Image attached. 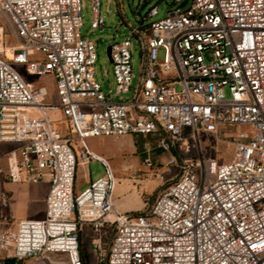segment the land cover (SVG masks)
I'll use <instances>...</instances> for the list:
<instances>
[{
    "label": "built area",
    "instance_id": "obj_1",
    "mask_svg": "<svg viewBox=\"0 0 264 264\" xmlns=\"http://www.w3.org/2000/svg\"><path fill=\"white\" fill-rule=\"evenodd\" d=\"M91 1L97 29L101 2ZM171 1L166 17L111 44V94L95 78V44L81 34L82 0H0L17 44L11 57L0 50V142L14 145L0 183L48 184L40 218H5L11 193L0 191V264L51 255L84 264L85 226L100 248L114 229L101 249L107 264H264V0ZM133 35L143 68L130 98L122 95L133 89ZM28 75L52 76L58 102ZM151 133L179 175L150 206L120 211L115 172L87 142ZM220 144L233 150L228 161ZM92 159L106 174L77 193L78 166ZM144 164L154 166L150 156Z\"/></svg>",
    "mask_w": 264,
    "mask_h": 264
},
{
    "label": "rangeland",
    "instance_id": "obj_2",
    "mask_svg": "<svg viewBox=\"0 0 264 264\" xmlns=\"http://www.w3.org/2000/svg\"><path fill=\"white\" fill-rule=\"evenodd\" d=\"M84 7L83 26L81 27V34L84 37H89L95 44L96 53L98 55L95 63V78L101 84L105 93L115 94L116 80L114 76V65L110 61L107 54V47L115 42H122L128 35L131 34L132 28L143 24L142 27L149 25L152 21L162 19L167 16L168 10L174 7L171 0H100V14L104 17L105 24L103 27L93 29L92 22L95 18V12L92 9L91 0H82ZM157 6L159 11L154 17H148V12L151 8ZM189 3L182 6L186 9ZM145 18V19H144ZM133 51H132V66L135 74L133 80V89L124 93L123 97L134 98L136 87L139 78L142 76L143 56L142 46L137 36H132ZM13 44V37L11 35L10 27L0 12V49L4 50L8 56L7 48ZM164 56L163 50L160 51V58ZM21 71L23 68L19 67ZM28 79L37 81V83L44 84L49 89V100L52 103L58 102V96L54 86L52 76H27ZM179 89L180 86L177 85ZM226 95L229 96L228 90ZM115 99H119L116 96ZM58 118L59 115L54 116ZM62 132H65L66 125L60 121L56 123ZM226 133L230 130L225 129ZM232 131H235L233 129ZM160 135L156 133L151 134H135L123 137L121 139H113L109 137H97L88 140V146L93 150L94 154L107 159L111 164L115 176L117 178V186L114 197L115 204L117 202L118 209L125 212V207L121 202H132L139 205L140 208L134 212L143 210L150 206L158 194L170 183H172L179 175L176 168L166 166L167 161L173 155V152L164 151L159 146ZM208 141L205 140L204 144ZM79 150L80 144H75ZM14 147L10 143L0 142V160L5 164V154ZM224 160L228 161L232 156V148L228 145L220 144L219 146ZM150 156L154 164L153 167L148 168L144 164V159ZM106 174V169L97 159H92L88 164L78 166L76 178L77 193L89 186L90 181H94ZM12 182L5 181L0 183V191L5 190L11 193L10 206L3 216L8 220H15L12 216L14 212V201L18 197L19 192ZM149 199V200H148ZM29 208H37L32 203ZM2 216V213H1ZM114 235V229H109L104 234L102 245L107 249Z\"/></svg>",
    "mask_w": 264,
    "mask_h": 264
},
{
    "label": "crops",
    "instance_id": "obj_3",
    "mask_svg": "<svg viewBox=\"0 0 264 264\" xmlns=\"http://www.w3.org/2000/svg\"><path fill=\"white\" fill-rule=\"evenodd\" d=\"M19 192L18 197L14 201L13 217L15 220L20 218H40L45 212V196L48 192V184L41 183L39 185L30 184H12ZM34 203L37 208H29V205ZM125 207V212L135 211L140 208L132 202H121ZM118 208V204L116 202ZM97 237L90 226H85L81 235L82 248L81 254L84 259V264H107V249L102 245H95L93 239ZM105 249L106 251L103 252ZM17 264H69L65 255H51L48 259L26 258L23 261L16 262Z\"/></svg>",
    "mask_w": 264,
    "mask_h": 264
},
{
    "label": "bare ground",
    "instance_id": "obj_4",
    "mask_svg": "<svg viewBox=\"0 0 264 264\" xmlns=\"http://www.w3.org/2000/svg\"><path fill=\"white\" fill-rule=\"evenodd\" d=\"M17 46V44H12L10 45L8 48H7V51H8V57H11L12 56V49ZM1 50V49H0ZM5 50V49H4Z\"/></svg>",
    "mask_w": 264,
    "mask_h": 264
},
{
    "label": "water",
    "instance_id": "obj_5",
    "mask_svg": "<svg viewBox=\"0 0 264 264\" xmlns=\"http://www.w3.org/2000/svg\"><path fill=\"white\" fill-rule=\"evenodd\" d=\"M107 54H108V56H109V58H110V61L112 62V56H111V45H109V46L107 47Z\"/></svg>",
    "mask_w": 264,
    "mask_h": 264
}]
</instances>
